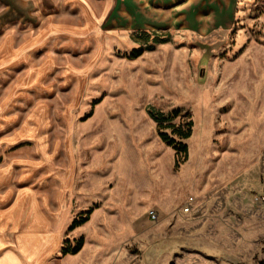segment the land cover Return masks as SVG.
Segmentation results:
<instances>
[{
    "label": "rangeland",
    "instance_id": "obj_1",
    "mask_svg": "<svg viewBox=\"0 0 264 264\" xmlns=\"http://www.w3.org/2000/svg\"><path fill=\"white\" fill-rule=\"evenodd\" d=\"M107 3L92 0L100 31L44 45L28 98L74 161L72 221L86 219L69 246L87 240L89 264H264V0L172 1L145 31L129 0ZM72 4L0 0V38L75 22Z\"/></svg>",
    "mask_w": 264,
    "mask_h": 264
},
{
    "label": "crops",
    "instance_id": "obj_2",
    "mask_svg": "<svg viewBox=\"0 0 264 264\" xmlns=\"http://www.w3.org/2000/svg\"><path fill=\"white\" fill-rule=\"evenodd\" d=\"M69 1L75 22L49 20L29 34L8 32L0 38V264H89L83 255L87 240L76 253L62 252L73 218L70 148L45 135L52 109L28 101L38 94L42 74L52 64L51 57L42 56L44 45L100 31L101 16L109 11L94 12L92 0ZM129 1L131 12L123 14H129L131 28L145 31L156 22L169 23L170 13L157 21L154 8L176 0ZM200 25L209 29L208 23Z\"/></svg>",
    "mask_w": 264,
    "mask_h": 264
},
{
    "label": "trees",
    "instance_id": "obj_3",
    "mask_svg": "<svg viewBox=\"0 0 264 264\" xmlns=\"http://www.w3.org/2000/svg\"><path fill=\"white\" fill-rule=\"evenodd\" d=\"M140 54V51H134V52H132V56L133 57H136L137 55H139ZM182 137H188V135H189V129L187 130V131H185V132H182V133H179ZM171 142V141H170ZM177 147H178V150H179V152H182L183 154H185V152H186V147H185V145H183V144H178L177 145ZM86 218H82V219H79V220H77V219H74L73 221H72V223H71V228H74L75 226H77V225H79V224H81L84 220H85ZM82 238H80V239H78L77 240V243H76V245L75 246H73V247H70L69 246V243H68V241L66 240L65 241V245L66 246H64V248L62 249V252L63 253H68V252H70V253H76L79 249H80V247L82 246Z\"/></svg>",
    "mask_w": 264,
    "mask_h": 264
},
{
    "label": "built area",
    "instance_id": "obj_4",
    "mask_svg": "<svg viewBox=\"0 0 264 264\" xmlns=\"http://www.w3.org/2000/svg\"><path fill=\"white\" fill-rule=\"evenodd\" d=\"M185 209H188V208L185 207ZM150 213H152V211H150ZM151 217L154 218L155 217V214L153 213Z\"/></svg>",
    "mask_w": 264,
    "mask_h": 264
}]
</instances>
